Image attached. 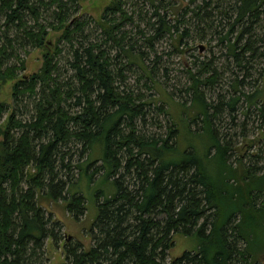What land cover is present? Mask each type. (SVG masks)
Segmentation results:
<instances>
[{
    "label": "trees",
    "instance_id": "1",
    "mask_svg": "<svg viewBox=\"0 0 264 264\" xmlns=\"http://www.w3.org/2000/svg\"><path fill=\"white\" fill-rule=\"evenodd\" d=\"M81 1L49 0L50 5L56 6L53 13L56 23L47 26L63 29L57 43L70 47L76 43L79 48L72 51L69 63L75 74L74 83L64 86L54 77L55 57L61 50L55 45L53 53L48 51L46 26L39 22V8L45 2L0 0L4 28L0 90L7 82L15 81L11 86L13 101L23 96L37 100L30 122L17 119L13 108L5 129L0 132L3 138L0 142V264H41L45 240L57 243L62 239L58 233L60 221H52L49 214L45 217L47 210L40 204L45 198L64 201L65 210L75 220L83 215L84 192L76 185L71 189L65 179L68 174L63 173L72 170L69 164H64L67 152L63 150L68 143L80 144L81 153L86 154L85 161L74 168L80 182L92 184L93 175H99L95 182L100 183V188L94 194L97 212L89 228L94 245L83 250L77 241L76 245L66 243V263L258 264V256L264 252V200H258L264 197V170L257 173L261 169L233 168L228 163L229 144L220 141L213 123L216 114L235 113L237 98L231 96L223 102L224 107L219 110L215 107L210 116L212 106L198 90L202 81L193 78L189 90H193L194 99L186 109L182 106L186 112L193 108L188 119L200 120L201 130H189L181 120L187 142L181 150V129L179 136L172 126L163 139L146 141L137 134L135 126L139 118L144 121L145 104L139 102L140 94L133 96L120 89L130 86L121 72L124 65L119 63L120 69L113 71L118 56H114V61L101 44L80 40L84 22L74 19L68 23V17ZM207 7L216 12L207 27L211 31L215 24L223 26L221 36L216 37L217 43L224 48L226 60H231L238 71H245L246 76L252 68L247 64L264 56L258 52V47L264 46V0H202L195 7L198 10L195 15ZM103 12L102 19L107 24L101 33L106 37L104 43L119 48L122 61L126 59L143 67L142 53L132 47L135 42L124 44L127 47L124 49L125 35L118 40L113 33L121 32L123 20L131 21L122 9L121 0L113 1ZM25 13L31 15V26L24 21ZM13 28L21 32L32 48L44 50L38 73L19 76L24 64L17 58L14 42L8 37ZM171 29L164 28V32L171 34ZM160 30L154 29V36L148 39L150 49ZM184 37H190V32L183 30L177 45ZM10 59H16L18 65H8ZM143 73L148 75L146 71ZM242 83L233 82L231 90L235 93ZM242 92L240 95L247 103L258 100L259 92L248 96ZM77 93L73 107L78 108L77 112L65 111V102ZM7 111V105L0 102V119ZM258 115L264 118V108ZM175 136L179 140L170 143ZM209 151L214 155L210 156ZM96 163L100 166L92 173ZM78 192H82L81 197L74 196ZM65 194L70 195L69 200ZM157 216L164 218L156 219ZM175 235L195 237L197 243L193 251H183L166 262Z\"/></svg>",
    "mask_w": 264,
    "mask_h": 264
},
{
    "label": "rangeland",
    "instance_id": "2",
    "mask_svg": "<svg viewBox=\"0 0 264 264\" xmlns=\"http://www.w3.org/2000/svg\"><path fill=\"white\" fill-rule=\"evenodd\" d=\"M113 1L115 0H83L71 12L68 17V23H71L74 19L84 22L86 26L82 30V37H77L80 40L94 42L96 45L101 44L100 47L108 51L112 60H114V56H118V61L113 63L115 67L113 71L118 70L120 64L124 65L123 68L121 66L122 70H124L121 72H123L124 80L130 86L129 88L121 86L120 89L133 96L140 94L141 100L139 102H144L145 104L143 106L144 121L139 118L135 122L137 134L142 135L146 141H152L157 138L163 139L167 134V129L172 126L177 131L176 135L179 134L181 129L180 142L183 144L179 148L180 150L184 149V143H187L185 141L186 132L180 125L181 120L185 122L187 129L196 132L201 130L200 120L192 122V118L189 117L188 119L193 108L187 112L183 109L184 106L185 109L189 107V104L194 99L193 90H189V88L194 83L193 78H196L197 81H202L199 87L197 86L198 90L200 89L204 93L208 104L212 106L209 110L210 116L214 114L215 107L218 110L221 106L224 107L223 102L228 101L231 96L237 98L234 103L236 105L235 113L234 111L232 114L229 113L226 105V111L230 116L227 112L220 115L216 114L213 122L214 128L217 130L220 141L229 144V150L227 151L228 163L233 168L239 170V168L250 169L253 167L261 169L257 173H262L264 170V118L261 117L260 119L258 112L261 108H264V102L259 104L258 100H264V56L254 58L252 63L247 64L248 67L252 68L246 76L245 71H238L239 69L233 66L231 60H226L224 48L217 43L216 37L221 36L220 28L223 26L217 27L218 24H215V28L211 31L207 27L211 22V17L216 14L214 8L207 7L199 15H195L198 12L195 7L200 5L202 0H121L122 9L131 17V21L123 20L121 32L113 33H115L114 35L118 40L125 35L124 49H127L126 45L135 42L132 47L135 52L139 51L142 53L141 62L143 67L126 62V59L122 61V51L114 46L113 43H104L103 40L106 37L101 34L102 29L107 27V24L102 19L103 11ZM42 2H45V6H40L39 8V13L41 14L39 22L46 26L47 35L45 36V41L48 43V51L53 53L55 45L61 50V53L55 57L57 67L54 77L57 78L56 81L64 86L65 84H72L74 83L75 74L70 69L69 63L72 60V51L79 49L77 47L78 44L75 43L73 47H70L64 45L63 42L57 43L63 29L56 30L52 29L51 26H47L56 23L55 14H53L56 6L50 5L49 0H42ZM157 6L158 8L155 9ZM24 15L26 25L31 26V15L28 13ZM116 17L118 18L117 15ZM159 20H162L163 23ZM2 22L3 17L0 16V45L4 42ZM160 28V35L153 40L154 42L152 41L153 43L151 42L153 48L150 49L147 46V41L154 36V29ZM164 28H172L171 34L164 32ZM176 30L178 31L176 32ZM183 30L189 31L190 37L182 38V43L177 45L176 41L179 40ZM8 37L14 42V52L19 56L17 58L22 60L24 64V71H19V76L28 77L30 74L38 73L43 65L44 50L32 48L27 44V40L23 38L21 32L15 28L8 32ZM258 48V52L264 53V46L261 47L260 45ZM7 64L10 66L18 65L16 59H10ZM142 69L148 75L144 74ZM189 72L192 74L191 77ZM209 78L210 80L207 81L206 79ZM235 81H243V83L234 93L230 85ZM14 82H7L0 90V102L5 103L8 107V111L0 119V132L5 129V122L13 108L17 111V119L25 122H30V118L34 114L33 107L37 102L36 98L26 99L23 96L18 98L17 102L13 101L11 86ZM120 83L123 84V81H120ZM152 85L153 87L148 90L147 87ZM241 91L247 96L251 93L259 92L258 100H253L254 102L256 101L255 103H247L240 95ZM78 95L77 93L74 95L75 97L65 102V111L67 110L70 113L77 112L78 108L73 107ZM122 127L124 128V124ZM175 139L178 141L179 137H173L170 143H174ZM2 140L3 138L0 135V142ZM81 149L80 144L74 146L68 143L65 146L63 151L67 153L64 156V164H69L72 170H70L71 172L65 170L63 173L65 175L68 174L65 179L71 189L77 186L80 191L85 193L78 192V194H74L75 197H81V193L84 195L85 211L82 216L75 220L67 213L64 208V201L61 199L50 201V199L45 198V200L40 202L43 209L48 211L45 212V217L49 214L52 221H60L61 225L58 233H60L62 238L57 243H54L51 239L45 240L40 255L43 259L41 264H68L64 257L66 243L76 245L77 241L82 245L83 250H87L94 245L92 236L90 237L89 228L94 223L97 212L95 200L93 199L95 198V192L99 191L100 188V183L95 182L100 179V176L93 175V180L95 181L92 184L86 183L84 180L80 182L78 171L74 168H76L77 164L85 161L86 154H82ZM209 153H211L210 156L214 155L212 151H209ZM99 166L100 164L96 163L92 168V173L96 172L95 169ZM29 172L33 173L32 170ZM127 180L125 179V181ZM65 195L67 196L66 199L70 196L68 194ZM258 200H264V197ZM162 217L164 218V216H157L156 219H161ZM172 240L173 246L168 251L166 262L169 259L179 257L183 251H193L197 243L195 237L189 238L182 235H175ZM258 261V264H264V252L258 256Z\"/></svg>",
    "mask_w": 264,
    "mask_h": 264
}]
</instances>
